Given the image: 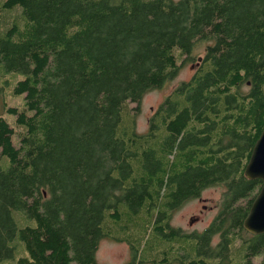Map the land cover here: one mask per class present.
Listing matches in <instances>:
<instances>
[{"label": "trees", "instance_id": "1", "mask_svg": "<svg viewBox=\"0 0 264 264\" xmlns=\"http://www.w3.org/2000/svg\"><path fill=\"white\" fill-rule=\"evenodd\" d=\"M1 10L23 24L0 35V63L24 77L13 87L23 108L7 107L16 126L0 117V261L18 237L17 264H101L110 237L130 245L124 264H161L169 211L222 184L189 264H264V233L243 226L261 187L244 168L264 128V0H0ZM189 60L190 78L139 133L143 95Z\"/></svg>", "mask_w": 264, "mask_h": 264}, {"label": "rangeland", "instance_id": "2", "mask_svg": "<svg viewBox=\"0 0 264 264\" xmlns=\"http://www.w3.org/2000/svg\"><path fill=\"white\" fill-rule=\"evenodd\" d=\"M20 11V7H18ZM0 14L4 16L0 17V35H2L6 28L13 22H16L20 26L23 24V19L19 15L7 16V12L1 10ZM208 42H199L194 47L192 55L194 58L201 60V56L205 51V47ZM197 66V60L186 61L179 68L177 75L172 79H169L161 88H156L145 93L140 102V109L136 115L135 128L139 133H144L148 128L149 117L154 113L158 104L163 98L172 91L180 82L190 78L194 69ZM24 75L19 72L7 71L3 64L0 63V117H3L13 127L15 124V115L7 111L8 106H15L18 109L23 108V94H15L13 87L17 80L23 78ZM7 159V158H6ZM225 187L222 184L210 185L203 189L200 193L202 201L195 199V216L201 218L200 221L195 222V231H200L206 227L211 220L216 216L220 207ZM201 204H206L207 208L198 214V209ZM211 207V208H209ZM192 206L186 205L179 210L173 218L175 224H184V218L190 213ZM13 217L18 225L30 224L33 225L34 221L27 218L20 211H13ZM217 236L213 238L212 243L217 241ZM14 258L4 259L0 261V264H17L18 257L27 256V251L22 241L19 238L14 240ZM95 259L101 264H124L131 259V248L125 241H116L110 237L101 239L98 245V249L95 254ZM260 256L254 258V263L259 262ZM141 264H153L151 262H145Z\"/></svg>", "mask_w": 264, "mask_h": 264}, {"label": "flooded vegetation", "instance_id": "3", "mask_svg": "<svg viewBox=\"0 0 264 264\" xmlns=\"http://www.w3.org/2000/svg\"><path fill=\"white\" fill-rule=\"evenodd\" d=\"M195 199H197V201L203 200L201 195L198 197H195L194 195L193 197L184 200V202L180 203L177 207H174L171 212L169 211L170 217L163 228V238L165 239V245L162 248L161 264H189L190 260L195 259V232H200L195 231V222L201 220L200 217L195 216ZM188 204L191 205L192 208L190 213L184 218V224H175L173 222L174 216L179 210ZM206 208V204H201L200 208L198 209V214ZM166 213H168V210H166ZM214 218L201 231L207 228L213 222ZM217 243L218 239L215 243L211 242V244L214 246L217 245ZM187 254L189 256L186 258Z\"/></svg>", "mask_w": 264, "mask_h": 264}, {"label": "water", "instance_id": "4", "mask_svg": "<svg viewBox=\"0 0 264 264\" xmlns=\"http://www.w3.org/2000/svg\"><path fill=\"white\" fill-rule=\"evenodd\" d=\"M244 174L248 179H260L261 187L244 218L243 226L251 234H261L264 233V128L254 143Z\"/></svg>", "mask_w": 264, "mask_h": 264}]
</instances>
